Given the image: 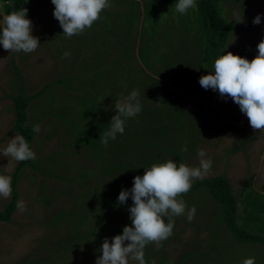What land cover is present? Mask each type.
<instances>
[{
  "label": "rangeland",
  "instance_id": "374dc122",
  "mask_svg": "<svg viewBox=\"0 0 264 264\" xmlns=\"http://www.w3.org/2000/svg\"><path fill=\"white\" fill-rule=\"evenodd\" d=\"M176 3L149 10L145 0H110L90 29L67 38L51 0H26L40 46L25 54L0 45V150L18 134L16 96L28 98V123L40 131L31 142L36 158L18 175L17 209L0 222V264H96L104 239L131 226L133 201L119 204L120 191L169 158L198 167L200 149L212 160L203 178L226 176L237 222L264 235V130L254 131L230 97L199 84L224 52L248 60L257 54L264 0H218L234 29L207 60L197 0L184 15ZM257 14L261 22L254 24ZM4 15L0 0V29ZM133 92L142 111L105 147L99 136L115 105ZM18 163L0 154V175L11 176ZM182 198L195 207L194 219L173 217V235L159 250L145 247L147 264H242L248 257L264 264V245L238 241L205 188ZM10 199L0 197V211Z\"/></svg>",
  "mask_w": 264,
  "mask_h": 264
},
{
  "label": "clouds",
  "instance_id": "9594fccd",
  "mask_svg": "<svg viewBox=\"0 0 264 264\" xmlns=\"http://www.w3.org/2000/svg\"><path fill=\"white\" fill-rule=\"evenodd\" d=\"M53 15L58 20L63 34L67 38L90 29L100 19V14L109 8L110 0H51ZM197 7L196 0H178L175 8L181 15ZM27 8L21 7L3 17L0 29V45L8 52L32 53L40 46L39 39L32 35V21L27 18ZM238 22H241V17ZM261 22L260 14L254 24ZM257 54L248 60L232 52H224L215 59L213 71L202 75L199 84L204 89L218 91L221 97H230L244 113L254 131L264 130V39L257 44ZM63 53V58L69 57ZM116 114L110 120L107 131L99 136L105 147L117 135H122L125 122L142 111V105L136 92L123 102L115 105ZM39 132L38 125L33 127ZM183 151H187L184 147ZM0 154L15 162L34 160L36 153L22 135H14ZM198 167H190L169 158L163 163H154L145 168L143 175L133 177L130 190L122 189L117 197L119 204H125L129 196L133 204L128 209L131 226L125 225L122 233L112 237L111 242L104 239L96 264H147L145 247L151 243L159 250L163 241L173 235L175 221L173 217L187 213V219H194L196 209L189 208L182 198L188 193L193 181L202 179L212 168V160L206 158L203 149L198 150ZM12 193L10 175H0V197L7 199ZM18 207L23 208L21 202ZM167 221V222H166ZM242 264H256L255 257H248Z\"/></svg>",
  "mask_w": 264,
  "mask_h": 264
},
{
  "label": "trees",
  "instance_id": "16d2710c",
  "mask_svg": "<svg viewBox=\"0 0 264 264\" xmlns=\"http://www.w3.org/2000/svg\"><path fill=\"white\" fill-rule=\"evenodd\" d=\"M148 3L149 10L164 3L178 2V0H145ZM6 13L25 8L26 0H2ZM201 17L202 33L205 39V54L207 60L212 53L225 46L230 32L234 27L224 18L217 7L218 0H197ZM42 92V91H40ZM39 92V93H40ZM38 93V94H39ZM15 117L12 130L19 135L24 136L31 148V142L35 132L33 126L28 123V98L16 96L14 98ZM31 165V160L19 162L11 175L12 193L11 199L3 210L0 211V222H10L12 215L17 209L18 192L17 180L21 169ZM205 188L212 199L218 204L223 212V221L233 236L238 241L245 243H261L264 245V235L248 232L242 228L236 219L238 211L237 199L232 190L230 180L223 175H217L210 178H203L193 181L191 190L186 193H192Z\"/></svg>",
  "mask_w": 264,
  "mask_h": 264
},
{
  "label": "crops",
  "instance_id": "0c3cea01",
  "mask_svg": "<svg viewBox=\"0 0 264 264\" xmlns=\"http://www.w3.org/2000/svg\"><path fill=\"white\" fill-rule=\"evenodd\" d=\"M5 16V15H4Z\"/></svg>",
  "mask_w": 264,
  "mask_h": 264
}]
</instances>
